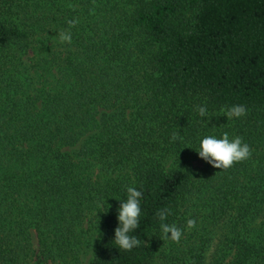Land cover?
Masks as SVG:
<instances>
[{
    "label": "trees",
    "instance_id": "trees-1",
    "mask_svg": "<svg viewBox=\"0 0 264 264\" xmlns=\"http://www.w3.org/2000/svg\"><path fill=\"white\" fill-rule=\"evenodd\" d=\"M225 132L251 156L215 169ZM0 264H264V0H0Z\"/></svg>",
    "mask_w": 264,
    "mask_h": 264
},
{
    "label": "clouds",
    "instance_id": "clouds-1",
    "mask_svg": "<svg viewBox=\"0 0 264 264\" xmlns=\"http://www.w3.org/2000/svg\"><path fill=\"white\" fill-rule=\"evenodd\" d=\"M59 39L62 42L70 43L72 39L71 33H61ZM198 114L202 119L207 120L209 116L207 107L200 106ZM246 114L247 108L243 104L232 105L226 110V116L229 119H240ZM172 140L179 141L181 137L178 134H174ZM195 152L200 160L212 168L225 170L231 168L234 164L249 159L251 156L249 145L238 136L230 138L227 132L223 133L219 138L216 135L202 137ZM125 191L126 197L123 200L115 199L119 202V207L116 209L117 226L114 229L112 243L120 251L131 252L134 248L140 247L142 243L147 246L134 234L140 228L142 222L143 192L134 185L127 186ZM99 206L103 207V205ZM168 215V209H163L157 213L160 221L159 231L163 239L179 242L183 235V229L174 223H167ZM195 224V220L189 219L186 227L190 229Z\"/></svg>",
    "mask_w": 264,
    "mask_h": 264
}]
</instances>
